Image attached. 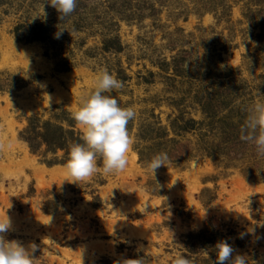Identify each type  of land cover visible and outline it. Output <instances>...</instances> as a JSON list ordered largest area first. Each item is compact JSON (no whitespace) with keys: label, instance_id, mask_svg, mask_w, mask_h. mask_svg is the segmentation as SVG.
Segmentation results:
<instances>
[{"label":"rangeland","instance_id":"1","mask_svg":"<svg viewBox=\"0 0 264 264\" xmlns=\"http://www.w3.org/2000/svg\"><path fill=\"white\" fill-rule=\"evenodd\" d=\"M43 23V40H17L19 24ZM102 69L123 82L110 95L137 112L129 166L69 183L64 152L33 153L20 133L31 117L71 118ZM258 100L264 0H77L64 20L49 0H0V135L13 144L0 154L5 238L35 244V264H216L222 240L233 258L264 264V157L240 138ZM160 152L171 162L154 178L146 166Z\"/></svg>","mask_w":264,"mask_h":264},{"label":"clouds","instance_id":"2","mask_svg":"<svg viewBox=\"0 0 264 264\" xmlns=\"http://www.w3.org/2000/svg\"><path fill=\"white\" fill-rule=\"evenodd\" d=\"M49 3L60 13L62 20L70 17L77 7V0H49ZM42 15L46 16L43 9ZM122 88V81L107 69H102L95 75L91 88L80 93L78 107L71 112V118L81 130L82 142L69 146L68 159L63 166L66 177L64 181L80 185L91 181L97 175H119L127 170L130 153L135 144L128 125L137 118V112L131 106L121 107L118 99L110 95L114 90ZM240 133L241 140L253 144L257 156L264 157V101L258 100L247 109ZM12 147V141L0 135V154ZM170 162L168 154L160 152L147 164L146 171L155 178L157 169L161 166L168 168ZM10 230L11 218L7 214L0 216V264H35L33 254L37 246L31 244L26 248L18 240H7L5 237ZM215 248L216 264H247L243 255L233 258L235 250L226 240L219 241ZM123 264L151 262L145 257H139L126 259ZM172 264L193 262L188 257L177 255Z\"/></svg>","mask_w":264,"mask_h":264},{"label":"trees","instance_id":"3","mask_svg":"<svg viewBox=\"0 0 264 264\" xmlns=\"http://www.w3.org/2000/svg\"><path fill=\"white\" fill-rule=\"evenodd\" d=\"M48 24H39L33 27H27L25 25L19 24L15 29V36L19 41H39L43 40L44 37L40 34L44 32L46 34V27ZM202 97V96H200ZM198 103L204 106V110L213 109L212 102L206 98H198ZM59 109V107H56ZM58 119L59 123H54L52 120H42L39 117H31L28 121L27 126L20 133V138L25 141L30 150L36 153L43 146L46 150L57 154L58 151H63L64 155L67 157L62 163H66L69 154V146L73 143L82 142L80 140L81 132L76 130L75 122L72 118L66 117ZM67 122L68 128H65L62 123ZM196 124V121L189 120L183 125L184 130H190ZM212 124V123H211ZM234 125V124H233ZM64 156V157H65ZM46 213H50L49 208H44Z\"/></svg>","mask_w":264,"mask_h":264}]
</instances>
